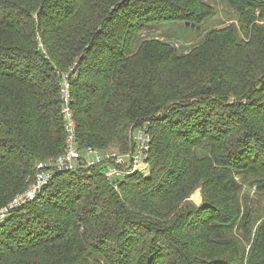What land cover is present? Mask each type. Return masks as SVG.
Returning a JSON list of instances; mask_svg holds the SVG:
<instances>
[{
    "label": "trees",
    "instance_id": "16d2710c",
    "mask_svg": "<svg viewBox=\"0 0 264 264\" xmlns=\"http://www.w3.org/2000/svg\"><path fill=\"white\" fill-rule=\"evenodd\" d=\"M225 2L206 28L208 0H0V207L63 152L62 73L82 149L151 136L148 175L80 167L12 209L0 264H264L237 180L264 191V0ZM159 24L190 48L143 36Z\"/></svg>",
    "mask_w": 264,
    "mask_h": 264
},
{
    "label": "built area",
    "instance_id": "2783aa9c",
    "mask_svg": "<svg viewBox=\"0 0 264 264\" xmlns=\"http://www.w3.org/2000/svg\"><path fill=\"white\" fill-rule=\"evenodd\" d=\"M70 72L73 71L71 67ZM60 112L65 131L63 152L47 161L36 165L34 178L20 193L16 194L6 205L0 207V222L10 215L11 210L33 200L41 188L60 172L74 171L80 167L91 169L98 167L106 178H120L133 172H142L148 166L147 157L150 149L151 136L147 125L139 127L133 135L126 151L98 149L87 147L82 149L77 141L76 126L72 111L71 81L67 73L61 74L59 87Z\"/></svg>",
    "mask_w": 264,
    "mask_h": 264
},
{
    "label": "rangeland",
    "instance_id": "374dc122",
    "mask_svg": "<svg viewBox=\"0 0 264 264\" xmlns=\"http://www.w3.org/2000/svg\"><path fill=\"white\" fill-rule=\"evenodd\" d=\"M208 1L214 5L217 13L205 25L206 28L223 27L225 25H228L231 21H233L232 20L233 14L230 12V9L226 5L225 0H208ZM177 29L178 28L172 27L171 25L169 26L168 24H163V25L159 24L155 26L151 32L150 31L144 32L143 36L144 37L155 36L160 39L170 40L171 42H174L175 45H177L180 50L186 51L190 48L191 40L190 38H185L190 41L183 42L181 39L179 41L178 38L174 37L175 36L174 33L176 32ZM177 31L179 33H182L181 29H178ZM186 33L189 34L188 32ZM136 134L137 133L134 132V136H136ZM110 149L118 150L115 147H111ZM205 152L206 151H201L199 152V154L203 155L205 154ZM148 173H149V165L143 168V171L141 172V174L148 175ZM255 179L256 177L253 175H250L243 179H241L240 177H237V180L239 181L241 185V189L238 194V199L241 204L243 205L246 204L247 206L251 207L253 213L256 212L258 217H260V220H263L264 219V191L257 189L256 184L254 185L250 184V182L254 181ZM189 201L196 206L201 204L202 202L201 188L197 187L196 189L192 191V193L189 195ZM248 248H249V244H247L246 251H248Z\"/></svg>",
    "mask_w": 264,
    "mask_h": 264
},
{
    "label": "water",
    "instance_id": "95a60500",
    "mask_svg": "<svg viewBox=\"0 0 264 264\" xmlns=\"http://www.w3.org/2000/svg\"><path fill=\"white\" fill-rule=\"evenodd\" d=\"M185 25H189V23L188 22H185ZM190 25H191V27L194 26L193 24H190ZM196 29L198 30L199 29V26H196Z\"/></svg>",
    "mask_w": 264,
    "mask_h": 264
}]
</instances>
